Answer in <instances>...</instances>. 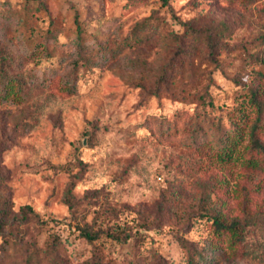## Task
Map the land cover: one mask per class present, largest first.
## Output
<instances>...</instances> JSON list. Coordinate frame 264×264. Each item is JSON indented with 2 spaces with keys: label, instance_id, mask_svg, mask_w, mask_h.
Wrapping results in <instances>:
<instances>
[{
  "label": "rangeland",
  "instance_id": "rangeland-1",
  "mask_svg": "<svg viewBox=\"0 0 264 264\" xmlns=\"http://www.w3.org/2000/svg\"><path fill=\"white\" fill-rule=\"evenodd\" d=\"M258 120L264 147V0H0V201L42 221L0 264H264Z\"/></svg>",
  "mask_w": 264,
  "mask_h": 264
},
{
  "label": "trees",
  "instance_id": "trees-1",
  "mask_svg": "<svg viewBox=\"0 0 264 264\" xmlns=\"http://www.w3.org/2000/svg\"><path fill=\"white\" fill-rule=\"evenodd\" d=\"M147 26V21H144L139 24L138 31L143 30ZM79 28V26H78ZM207 41L213 45L214 38L210 34L207 35ZM249 101L250 104L254 105L259 112L262 110V101L258 98V92L253 89L249 91ZM259 127V120L256 121L251 126V144L253 147L258 148L259 150H263V144L256 137V130ZM237 136L239 135V131L236 132ZM230 143H224L222 150L217 154L221 159H230L232 151L229 148ZM38 214L34 211V209L28 205H22L19 207L18 211L12 209V206L8 199L4 198L0 201V235L4 238V242L6 243L5 248L7 250H14L15 245L9 243L5 237H7V227L11 225H27L31 222H42L38 220ZM212 225L214 226V231L217 234L225 233L227 236H230L229 247L235 248L238 243L243 241V226L240 223L239 219L233 218L230 222H225L224 218L221 214H216L213 216ZM81 235L88 240L96 239L99 234L88 231L86 228L81 230ZM50 258L47 261V264H63L62 259L58 256V252L55 248H41L34 243V248L31 254L26 255V260L24 264H41L43 259ZM34 259V260H33ZM81 264H108L107 262H103L99 259V257L94 256L90 259L84 260Z\"/></svg>",
  "mask_w": 264,
  "mask_h": 264
}]
</instances>
